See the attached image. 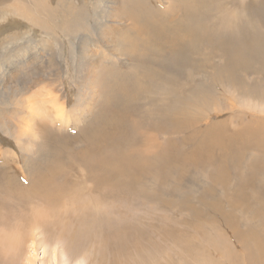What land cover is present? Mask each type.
I'll return each instance as SVG.
<instances>
[{"label":"rangeland","instance_id":"374dc122","mask_svg":"<svg viewBox=\"0 0 264 264\" xmlns=\"http://www.w3.org/2000/svg\"><path fill=\"white\" fill-rule=\"evenodd\" d=\"M21 1L0 0V22L6 12L18 13L8 4L30 12L26 20L0 25V231L3 223L28 218L34 208L43 211V203L59 197L64 186L73 187L75 173H87L78 155L96 150L110 133L121 147L128 146L122 152L139 161L118 177L113 172L93 182L109 195L107 231L115 238L104 258L116 256L118 264L119 257L122 264H264V205L244 195L264 196V0ZM187 22L203 34L196 52L182 46ZM243 41L261 49V58L249 57L248 67L230 65L231 50ZM23 45V62L5 66L7 53L16 54ZM82 95L89 111L72 119L67 131L45 119L53 99L70 114ZM92 160L84 163L99 178L103 164ZM57 165L63 175L58 173L54 187H44ZM123 193L126 213L119 215L132 235L117 252L111 227L118 219L111 212ZM224 216L236 220L229 225ZM241 217H249V228ZM63 245L48 253L37 245L35 264H54L52 251L57 264H74V250ZM1 246L0 264H17ZM99 247L97 241L95 254Z\"/></svg>","mask_w":264,"mask_h":264},{"label":"bare ground","instance_id":"6f19581e","mask_svg":"<svg viewBox=\"0 0 264 264\" xmlns=\"http://www.w3.org/2000/svg\"><path fill=\"white\" fill-rule=\"evenodd\" d=\"M6 1H13V0H6ZM17 1V0H16ZM21 1V0H19ZM31 1V0H30ZM35 2H37V0H34ZM22 2V1H21ZM28 2V1H27ZM26 2V3H27ZM42 2V1H41ZM14 3V2H13ZM24 3V2H23ZM2 4V3H0ZM3 5V4H2ZM22 6V5H20ZM15 6L12 3L8 4V9L13 10V12L15 10V12H18L17 14H8L9 12H6L7 14H5V17L3 18V20H1L0 25H5L11 22H14L15 20L19 21V20H26V16L30 15V12L27 10H23L22 7ZM27 6V4L25 5ZM41 6V5H40ZM35 7V6H34ZM6 8V7H5ZM28 8V7H27ZM38 8V7H37ZM39 9V8H38ZM45 9V8H43ZM191 9V8H190ZM196 10V9H193ZM9 11V10H8ZM41 11V10H40ZM39 11V12H40ZM48 11V10H47ZM193 12V11H192ZM32 13V12H31ZM38 14V13H37ZM194 14V13H193ZM1 15V14H0ZM12 16V18L10 16ZM15 15V16H13ZM196 15V14H194ZM193 16V15H192ZM203 16V15H202ZM2 17V16H1ZM196 17V16H195ZM199 17V16H197ZM8 18V20H7ZM112 18H116V16H113ZM191 18V17H190ZM200 18V17H199ZM188 19V16H187ZM194 20V19H193ZM192 22V20H189ZM195 21V20H194ZM200 21V20H198ZM15 23V22H14ZM186 23V22H185ZM187 25V29L185 30L188 34V38H185L186 40L183 41V45L182 42L180 43L184 48L185 47H189V49L195 50V52L197 51L196 47L199 43H201L202 45V40L200 39L199 41V35H198V29H194V27H190L189 25L191 24L190 22ZM194 24V22H193ZM199 24V23H198ZM184 25V24H183ZM193 26V25H192ZM197 26V25H196ZM199 26V25H198ZM4 27V26H3ZM205 27V26H204ZM183 28V27H181ZM200 28V27H199ZM24 29V28H23ZM13 30V29H12ZM1 31V30H0ZM192 31V33H191ZM22 32V31H21ZM28 32V31H27ZM211 32V31H210ZM231 33V31H229ZM240 32V30H239ZM243 32V31H242ZM3 33V32H2ZM8 33V32H7ZM15 33V32H14ZM217 34V33H216ZM244 33H242L243 35ZM12 35V34H11ZM205 35V34H204ZM236 35V34H235ZM246 35V34H245ZM243 36V39L246 36ZM19 36V35H18ZM206 36V35H205ZM211 38V35H208ZM222 37H226V35H221ZM230 36V35H228ZM208 37V38H209ZM216 37V36H215ZM214 37V38H215ZM105 39H109V36L104 35ZM200 38H203V34ZM205 38V37H204ZM207 38V36H206ZM232 38V36L230 37ZM235 38V37H234ZM242 38V37H241ZM222 39V38H221ZM221 39L220 40V44H221ZM229 39V38H227ZM237 38H235L234 40H236ZM239 39V38H238ZM211 41V39H209ZM226 40V39H225ZM224 40V41H225ZM198 43H195V42ZM213 41V39H212ZM217 41V40H215ZM214 41V42H215ZM12 42V41H11ZM109 42V41H108ZM107 42V44H109ZM208 42V41H207ZM240 42V41H238ZM244 42V43H243ZM242 45H237L235 46V48H233L231 50V53L233 54L230 59V65H234L235 67L237 66H242V67H248L250 64L248 62H250L249 57L256 55L260 53L261 49H257L255 50L253 47V44L251 42H245L243 41ZM253 42V41H252ZM116 43V41L114 42ZM210 42H208L209 44ZM216 43V42H215ZM254 43V42H253ZM117 44V43H116ZM212 44V43H211ZM226 44V43H225ZM236 45V44H235ZM131 49L134 48V43L130 44ZM200 46V45H199ZM204 46V43H203ZM206 46V45H205ZM214 46V45H213ZM109 47V46H108ZM129 47V46H128ZM182 47V48H183ZM220 47V46H219ZM24 48L25 45L23 46H19L17 53L15 54L14 52H9L7 53L8 55L4 58L3 62L5 64V66H12L14 67V64L18 63L20 64L21 62H23V59H25L26 53H24ZM110 50H112V47H109ZM162 50V49H161ZM186 51V50H185ZM173 52V51H172ZM100 53V52H99ZM98 54V53H97ZM225 54V53H224ZM256 55V56H258ZM195 56V55H194ZM102 57V56H100ZM227 57V55H226ZM227 57V58H228ZM23 58V59H22ZM191 58V57H190ZM259 58H261V56L259 55ZM22 59V60H20ZM92 59V58H91ZM264 64V58H261ZM260 59V61H261ZM205 61V60H204ZM203 61V62H204ZM259 61V62H260ZM206 62V61H205ZM258 62V60H257ZM194 63V62H193ZM3 64V65H4ZM262 64V63H260ZM262 64V65H263ZM4 67V66H3ZM8 67L9 70L13 69ZM91 65L90 63L88 64V68H90ZM202 68V67H201ZM1 69V68H0ZM250 69V68H249ZM191 70V69H190ZM189 70V71H190ZM194 72V71H193ZM192 72V73H193ZM2 73V72H1ZM0 77L3 78V76L0 74ZM225 77V76H224ZM232 79V78H231ZM162 82V81H161ZM201 84V83H200ZM142 87V86H141ZM145 89V88H144ZM139 90V89H138ZM145 91V90H143ZM86 95V94H85ZM88 97V95H87ZM181 97V96H180ZM79 101L80 103V107L79 108H75L74 112H71L70 114H68V110H66L64 107H62V103L60 102V100H56L53 99L51 101V105L49 107V112L48 114L45 116V119L50 120L53 119V121H56L58 123H56L57 125L59 124V122L64 126L62 128H65V130L67 131V128L70 125V122L72 121V119L77 120L80 118H82V115L88 113L89 111V107L91 106L90 103H88V101L86 100V97H84L83 95L79 97ZM91 102V101H90ZM181 102V101H179ZM173 103V102H172ZM78 104V103H77ZM161 104V103H160ZM182 104V102L180 103ZM184 104V103H183ZM185 105V104H184ZM77 107V106H76ZM149 107V106H148ZM155 107V106H154ZM87 108V109H85ZM91 109V108H90ZM93 109V108H92ZM182 110V109H181ZM185 110V109H184ZM159 112V111H158ZM185 112V111H183ZM167 113V112H166ZM176 114V113H175ZM185 114V113H183ZM181 115V114H180ZM184 116V115H183ZM84 119V118H83ZM146 119V118H145ZM144 119V120H145ZM149 119V118H148ZM47 120V121H48ZM158 121V120H156ZM50 122V121H49ZM51 124H55V122H51ZM55 124V125H56ZM77 124V122H76ZM155 124V122H154ZM61 125V126H62ZM86 125V124H85ZM151 125V124H150ZM153 125V124H152ZM59 126V125H58ZM154 126V125H153ZM87 126H84L83 128H85ZM125 127V124H124ZM152 127V126H151ZM61 128V127H60ZM90 129V128H89ZM125 129V128H124ZM127 129V128H126ZM130 129V127L128 128ZM62 130V129H61ZM97 130V129H96ZM102 131V129H99L98 131ZM162 130V129H161ZM170 130V129H169ZM103 131L105 133H107V130ZM102 131V132H103ZM156 131V130H155ZM103 132V134H104ZM169 132V131H167ZM15 133V132H14ZM96 133V132H94ZM100 133V132H99ZM97 134L98 136H101L100 134ZM125 133V132H124ZM46 133H43V135H45ZM68 134V133H67ZM110 134V133H109ZM108 134V135H109ZM106 135V134H105ZM106 136L105 141L103 143H101L99 146L97 145V149L94 151H98L100 152V155L98 158L95 157L94 155V151L92 152H87L86 154L81 153L78 155V160L81 162L82 166L84 167V169H86L87 173H81V172H76L75 175L72 177V179L70 180V183L73 187H68L65 188L61 191V195L59 197H51L52 199H50V201L43 203V211H37L36 208H34L33 212L31 213V215H29L28 218H14L13 219V223L11 221L9 222H5L3 223L2 229L0 231V246L2 244L3 247L8 248V250L6 252H8V256L12 257V260L14 261H18L17 264H35V252H36V248L37 245H41L43 246L45 252H47L48 248H55L56 251L59 248L58 246L61 244H64L63 246L69 250L72 251L74 250V258L73 260L75 262H73L74 264H78L77 261L82 260V259H87V260H91L90 263H92V261L94 262V264H118L116 263V256H114V260L112 258H104V254L103 251L106 247V245L111 241V237L109 234L110 232L107 231L108 227H109V223H111L110 218H109V214L108 213V202H109V198L107 196L109 195H105L106 192V187L101 188V187H94V183L93 182H102L104 179H107L108 177H110V174H112L113 172L116 173V177L120 176L123 172H125V170H129L130 169V163H137L139 161L138 157L136 155H128L125 152H122L121 148H123L125 146V149L127 150L128 146H126V144L124 143L123 147L122 144H120L119 142L114 141V139L112 138L111 135ZM103 136V135H102ZM111 138L113 139V146H112V150L109 148V144L111 142ZM115 134H114V138H115ZM133 136V135H132ZM131 136V137H132ZM46 137V135H45ZM48 137V136H47ZM64 137L67 138V135L64 134ZM69 137V136H68ZM91 134H90V138H91ZM89 139L92 140V138ZM136 138V137H135ZM138 138V137H137ZM100 139V138H98ZM123 139V138H122ZM87 140V139H86ZM121 139H118V141ZM94 141V139H93ZM93 141L91 142V144H93ZM123 141L126 142V140L124 139ZM122 141V142H123ZM130 141V140H128ZM121 142V141H120ZM121 142V143H122ZM132 144L133 141H132ZM86 145V144H85ZM94 145V144H93ZM92 145V146H93ZM96 145V144H95ZM111 145V144H110ZM128 145V143H127ZM95 147V146H94ZM94 147H92L94 149ZM88 148V147H87ZM91 148V146H90ZM90 148L89 151H90ZM91 148V150H92ZM123 148V150H125ZM86 151H88L86 149ZM127 152V151H126ZM129 152V150H128ZM126 154V155H125ZM107 156H109L110 161L113 165L117 164L116 167H114L112 165L111 168H107L105 164H107V161H109L107 158ZM11 157V156H10ZM8 158V157H7ZM90 159H98L99 163L103 164L102 171L101 174L99 175L98 172H96L95 174L98 176H100L99 178H94V174L91 175V172L89 171L88 168V164L84 163L87 160L90 161ZM154 157L149 158V160H153ZM27 159L24 158V162ZM30 160V159H29ZM86 160V161H85ZM93 161V160H92ZM97 162V160H95ZM154 161V160H153ZM29 162V161H28ZM147 162V161H146ZM150 162V161H149ZM17 163V162H16ZM90 163V162H89ZM28 164V163H27ZM93 164H95L93 162ZM109 164V166H110ZM149 164V163H148ZM26 165V163H25ZM93 166V165H92ZM259 166V165H258ZM95 167V166H93ZM101 170V169H100ZM29 171V170H28ZM9 172V171H8ZM58 173L60 174V177L63 175L64 171H63V167L57 165V172L53 173L51 175H49L46 179V182L44 183V187L46 186L47 188L50 187L51 185L54 187V184L57 179H58ZM113 175V174H112ZM223 176V175H221ZM254 177L256 176V174L253 175ZM10 178V175L8 176ZM52 177V178H51ZM253 177V178H254ZM121 179L123 178L122 176L120 177ZM224 177H222L223 179ZM98 179V180H97ZM63 180H67V179H63ZM69 180V179H68ZM225 180V179H224ZM13 181V180H12ZM68 182V181H67ZM21 183V182H20ZM93 183V184H92ZM43 183L41 182V185ZM24 185V184H23ZM41 185H38V188H41ZM67 187V186H66ZM43 188V185H42ZM214 189V188H213ZM1 190V189H0ZM212 189L208 188V191ZM209 191V192H211ZM1 193V192H0ZM104 194L105 195V199L104 197H102L101 195ZM119 194H121V192H119ZM210 194V193H208ZM207 194V195H208ZM244 195H246L247 199L250 197L251 199H258L259 201H255V204L257 205H264V196L262 197L263 199H261V197H259V195H254V193H244ZM135 196V195H134ZM221 196V195H220ZM239 196V195H238ZM139 197V196H138ZM244 197V196H243ZM23 198V197H22ZM58 198V200L56 199ZM123 198H124V193L122 194V196L120 198H118V202H117V207L112 210L111 212V216L112 217H116L118 219L117 224L115 225V227H111L114 230V234L117 236L118 238V244H120V246L116 245V251L118 252L119 250H124L123 247H121V244L125 242V244L128 245V237L131 238V230H127L125 228V225L123 223V220L125 219L124 217L120 216V215H125V207H124V202H123ZM210 198V197H209ZM135 199V198H134ZM40 202V201H39ZM42 202V201H41ZM247 202V201H246ZM19 203V202H18ZM9 205V204H8ZM211 207V206H210ZM16 208V207H15ZM13 210V209H12ZM222 210V209H221ZM6 211V210H5ZM15 211V210H13ZM232 211V210H231ZM235 211V210H234ZM16 214V213H15ZM18 214V213H17ZM30 214V213H29ZM120 214V215H119ZM230 214V213H229ZM7 215V214H6ZM5 217H8L6 216ZM4 216V215H3ZM221 216V215H220ZM243 216V213H242ZM262 216H264V213L262 214ZM236 217V216H235ZM235 217L233 216H224V220L226 221L227 224H232L234 223V221L236 220ZM242 219H244V223H245V227L249 228L251 226L250 224V220L245 218V217H241ZM251 219V218H250ZM2 220V219H1ZM72 220H74L72 222ZM243 221V220H242ZM252 221V220H251ZM258 222V220H257ZM260 222V221H259ZM253 223V222H252ZM256 223V222H255ZM263 223V222H262ZM260 224V223H259ZM258 224V225H259ZM257 225V224H255ZM253 226V224H252ZM261 227L264 228V224L260 225ZM256 227V226H255ZM8 229V230H7ZM105 229V231H104ZM258 229V227H257ZM260 229V228H259ZM40 232V234L38 233ZM37 233L39 234L40 237L39 240H37ZM96 234H99L98 236ZM211 237V236H210ZM115 238V237H114ZM140 239V238H139ZM52 242V244H50V242ZM100 244L99 247V251L97 254H95V246L96 243ZM83 242V245L85 243V245H87L86 249L88 248V245L90 246V251L87 250L85 252H83V248H81L80 243ZM112 242V241H111ZM114 242V241H113ZM152 242V241H151ZM116 243V242H114ZM112 244V243H111ZM110 244V246H111ZM124 244V247H126ZM159 244V243H158ZM212 244V243H211ZM115 245V244H113ZM112 245V246H113ZM1 246V247H2ZM123 246V245H122ZM167 246V245H166ZM84 247V246H83ZM114 247V246H113ZM168 247V246H167ZM27 248V252L26 249ZM50 248V249H51ZM64 248V249H65ZM85 248V247H84ZM30 249H33L34 252L32 253V251ZM63 249V248H62ZM62 250L60 253V257H61V262H63V258L65 257V250ZM1 250V249H0ZM25 250V251H24ZM59 250V249H58ZM109 250V249H108ZM107 250V251H108ZM113 249H110V251ZM172 251V250H171ZM76 252H78L76 254ZM114 252L115 251H111ZM124 252V251H123ZM48 253V252H47ZM71 253V252H70ZM83 253V254H81ZM141 253V252H140ZM6 254V255H7ZM10 254V255H9ZM59 254V251L58 253ZM107 254V253H105ZM113 254V253H112ZM124 254V253H122ZM121 254V255H122ZM50 255V261L53 262L54 264H57V255L56 252L52 251ZM111 255V254H110ZM114 255V254H113ZM119 255V254H118ZM107 257H111L107 254ZM9 258V257H8ZM70 258V257H69ZM193 258V257H192ZM7 259V258H6ZM109 259V260H108ZM111 260H113V262L111 263ZM123 259V258H122ZM173 259V258H172ZM106 260V261H105ZM120 257L118 258L119 264H122L120 261ZM66 261V260H65ZM105 261V262H104ZM21 262V263H20ZM83 262V261H82ZM88 262V261H87ZM125 262V261H124ZM136 262V261H135ZM60 263V262H59ZM67 263V261L65 262V264ZM85 263V262H83ZM146 263V262H145ZM50 264V263H49ZM69 264V263H67ZM155 264V263H153Z\"/></svg>","mask_w":264,"mask_h":264}]
</instances>
